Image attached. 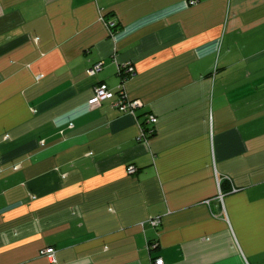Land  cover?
<instances>
[{
	"label": "crops",
	"instance_id": "1",
	"mask_svg": "<svg viewBox=\"0 0 264 264\" xmlns=\"http://www.w3.org/2000/svg\"><path fill=\"white\" fill-rule=\"evenodd\" d=\"M156 258L264 264V0H0V264Z\"/></svg>",
	"mask_w": 264,
	"mask_h": 264
},
{
	"label": "built area",
	"instance_id": "2",
	"mask_svg": "<svg viewBox=\"0 0 264 264\" xmlns=\"http://www.w3.org/2000/svg\"><path fill=\"white\" fill-rule=\"evenodd\" d=\"M111 27V25H110ZM103 67V61H99L97 63H95L89 70L88 73L92 76L97 75ZM134 66L129 64H126L122 67H120V73L123 75V81L122 84L120 86V91L119 93V99L117 101L114 102V106L116 108H118L120 111L122 112H126V113H131L134 114L135 111L143 106V102L140 99H131L128 94L126 93L125 89L123 88V83L124 81L133 74L134 72ZM114 96V93L110 90L109 86L106 83H99L96 87H95V93L94 96L92 97V99L90 100V102L93 103H97L100 101H103L106 98H111ZM158 119L155 115H150L149 119H148V126H143L142 127V132H141V139H148L151 135H154L156 133V125H157ZM148 129H146V128ZM127 171L129 174H132L134 172H136V166L131 164L128 165L127 167ZM238 188L233 187L231 191H237ZM220 197H223V195L225 194L223 192V190H220ZM149 224L154 226V227H159L160 224L162 223V218L161 216H157L154 218L149 219ZM158 247V243L157 242H151L149 244V248L155 249ZM42 255H46L49 259H51V261H53L54 263L57 262L56 259V250L55 248L52 247H47L45 249L42 250L41 252ZM154 264H164V261L161 258H156L154 259Z\"/></svg>",
	"mask_w": 264,
	"mask_h": 264
},
{
	"label": "trees",
	"instance_id": "3",
	"mask_svg": "<svg viewBox=\"0 0 264 264\" xmlns=\"http://www.w3.org/2000/svg\"><path fill=\"white\" fill-rule=\"evenodd\" d=\"M144 126H145V125H144ZM145 128H146V127H145ZM146 129H148V128H146ZM151 136H152V135H151ZM151 136H150V137H151Z\"/></svg>",
	"mask_w": 264,
	"mask_h": 264
}]
</instances>
